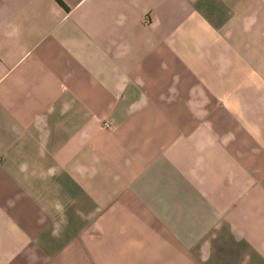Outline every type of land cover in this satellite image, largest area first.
Listing matches in <instances>:
<instances>
[{"label":"crops","instance_id":"crops-1","mask_svg":"<svg viewBox=\"0 0 264 264\" xmlns=\"http://www.w3.org/2000/svg\"><path fill=\"white\" fill-rule=\"evenodd\" d=\"M0 0V264H264V0Z\"/></svg>","mask_w":264,"mask_h":264},{"label":"trees","instance_id":"trees-1","mask_svg":"<svg viewBox=\"0 0 264 264\" xmlns=\"http://www.w3.org/2000/svg\"><path fill=\"white\" fill-rule=\"evenodd\" d=\"M57 4H59L61 7H64L63 4L59 0H55Z\"/></svg>","mask_w":264,"mask_h":264}]
</instances>
